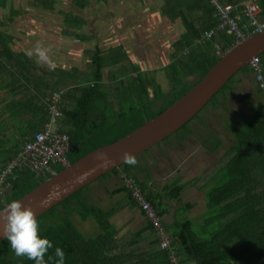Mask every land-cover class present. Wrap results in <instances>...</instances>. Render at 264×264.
<instances>
[{"label":"trees","instance_id":"obj_1","mask_svg":"<svg viewBox=\"0 0 264 264\" xmlns=\"http://www.w3.org/2000/svg\"><path fill=\"white\" fill-rule=\"evenodd\" d=\"M9 1L0 0V7H6ZM161 1V13L172 23L181 19L185 27L173 42L171 61L165 66L169 92L149 72L132 63L124 46L118 44L106 50L99 46L86 49L83 53L90 57L92 67L83 73V77L82 72L72 77V71L58 68V79L52 77V80L45 82L42 90H38V94H33L29 90L30 77L17 69L20 67L29 74L30 67L33 70L36 62H33L27 51L13 50L11 43L14 35L0 30V74L5 65L13 76L12 81L6 82L0 92V167L5 166L48 121V102L54 91H63L60 124L70 136L72 149L67 156L73 163L93 149L124 137L161 113L194 86L222 57L218 49L225 52L234 45V36L225 31H219L209 39L204 37V32L216 27L219 22L210 0ZM258 1L264 8V0ZM29 2L40 9H54L56 0ZM73 4L79 11L88 6L86 0H73ZM74 12H64L66 26L62 30L63 34L80 40L90 39L89 34L82 33L83 27L89 23L88 19ZM11 13L17 14L18 10L12 9ZM240 24L252 30V27H247V19L243 16ZM259 56L264 66V52ZM111 66H119L123 70H120L122 77L118 79L110 70L111 78L105 81L104 69ZM127 68L133 74L125 75ZM240 72L248 73L252 69L248 65ZM238 73L203 109L210 104H217L219 95L232 88ZM190 77L195 78L189 80ZM257 92H260V88ZM250 104L251 116L240 115V124L229 125L234 144L223 152L221 158L190 180L183 181L178 177L166 183L161 190H155L147 180L140 178L137 167L128 162L102 176L121 171L134 178L160 216L170 246L174 248L173 255L180 264H264V100ZM203 109L164 141L174 135L181 141L187 139L188 133L192 132L189 128L191 121L199 118ZM183 130L187 134L181 135ZM215 139L214 150L223 144L218 138ZM55 168L58 172L64 167ZM51 175L36 176L29 170L19 172L16 178L9 179L5 196H0V209ZM201 180L207 208L200 222L188 216L177 217L173 223L165 222L163 215L168 211L165 200H181L184 191ZM89 186L78 190L37 218L40 234L52 240L54 246L64 249L65 264H174L171 252L161 247L160 231L145 215L125 182L114 189L115 194L124 192L123 198L110 207L86 200L83 194ZM194 205L193 202L183 203L180 214L186 215ZM127 206L139 209L144 220L137 227L121 234L112 217ZM75 213L83 220L93 219L99 232L94 236H86L72 220ZM49 254L54 257V248L49 250ZM54 259L47 264H54ZM0 264H34V261L17 256L5 239L0 243Z\"/></svg>","mask_w":264,"mask_h":264},{"label":"rangeland","instance_id":"obj_2","mask_svg":"<svg viewBox=\"0 0 264 264\" xmlns=\"http://www.w3.org/2000/svg\"><path fill=\"white\" fill-rule=\"evenodd\" d=\"M29 1L10 0L6 7H0V30H6L14 35L13 43L17 46L16 49H27L29 54H34L36 50L43 52L47 51V48H52L53 54L55 53L54 55L59 58L57 65L61 67L62 59L60 52L64 50L69 53L73 52L72 54L76 53L75 56L77 57L86 48L91 49L99 46L103 50H106L114 44L126 42V45H131V49L133 48L134 50L131 54L134 56L132 57L134 64L139 65L145 72H149L162 85L166 92H169V82L165 66L171 61V52L173 51L172 41L185 30L181 19H177L171 23L170 29L168 26L167 31L164 32L162 31L164 24L161 18L163 14L159 12V5L146 7L140 0H127L125 5L124 1L126 0H124L123 5L120 4L118 6L115 5L116 0H108V2H103V0H86L88 6L81 11L76 10L77 8L73 4V0H56L54 9H40L36 5H30ZM12 9L18 10V13L12 14ZM70 10H74V13L77 15H84L88 19L89 24L87 28L83 27L82 33L92 34L91 41L81 39L79 40L80 42H77L78 40H75L77 43L74 44L73 49L67 46V42L62 41L66 39L69 41L70 36L64 35L62 30L66 26L64 12H69ZM10 18H12L11 21ZM151 26L154 30L151 29ZM147 29L151 30L149 32L153 34V37L147 34ZM75 64H82L79 67L83 69V66L85 68L92 63L89 57V60H80L77 63L75 62ZM111 69L114 74L117 73L116 76L118 74V77L122 76L120 71L122 69L119 66L105 68V81L109 80L108 77ZM127 74L133 73L125 71V75ZM194 78L190 77L189 80H193ZM247 79L248 83L246 80V85L233 84L232 91L227 90L225 94L219 95L217 104L208 105L200 113L199 118L191 121L189 128L192 132L188 133V138L184 139V143L180 141L177 135H174L170 140L164 141L162 144L154 146L148 152L132 158L131 160L135 161L134 164L142 165L140 167L145 166L147 171L149 170L153 175L151 181V178L148 180L147 171L138 170L137 173L140 178L147 180L146 182L149 185L153 184V188L160 189L165 183L173 181L177 176L180 178H186V176L192 177L199 173L203 166L216 162V160L221 158L223 152L230 145L234 144V135L229 125L240 124V115L248 114L251 116L252 114L249 102L251 96L247 93L248 89L250 88L254 92L253 97L256 98L255 102L264 96L257 93V82L252 80L251 77ZM249 80H252L254 83ZM246 94L247 96L245 97ZM256 94L259 96L257 97ZM185 132L183 130L180 134H187ZM215 138L223 142L222 146L216 150H214L217 141ZM170 143H173L175 147L178 145V147L169 153L170 157L163 156L161 151ZM181 146L189 150L188 153L191 156L187 160H181L185 158V154L180 151ZM155 155H158L159 160L166 161V170L156 169L158 167L154 166ZM122 175L124 178V172ZM104 178L102 179L101 177V180L97 179L90 183V186L84 191L83 196L88 201H92L103 207H110L122 197L118 198L113 190L118 183L113 180L107 181ZM119 195H123V193ZM200 202L193 211L195 217L189 214L197 223L203 215L201 212H204L207 208L202 200ZM141 216L143 217L142 214ZM131 217L136 218L135 215ZM72 220L86 236H94L99 232L97 225L91 218L83 220L75 213L72 215ZM122 220L124 222L123 217L121 219L118 216L115 217V221L118 223L122 222Z\"/></svg>","mask_w":264,"mask_h":264},{"label":"water","instance_id":"obj_3","mask_svg":"<svg viewBox=\"0 0 264 264\" xmlns=\"http://www.w3.org/2000/svg\"><path fill=\"white\" fill-rule=\"evenodd\" d=\"M264 52V28L224 52L183 96L124 137L99 146L43 180L17 200L30 206L36 218L104 174L127 163L177 132L193 119L252 57ZM7 204L0 209L3 212ZM0 236V243L5 240Z\"/></svg>","mask_w":264,"mask_h":264},{"label":"built area","instance_id":"obj_4","mask_svg":"<svg viewBox=\"0 0 264 264\" xmlns=\"http://www.w3.org/2000/svg\"><path fill=\"white\" fill-rule=\"evenodd\" d=\"M216 9L219 18L218 25L204 32V37L212 38L217 32L225 31L234 36V45L264 28L260 21L263 7L257 0H241L239 2H226L222 0H210ZM241 12V13H240ZM243 16L248 21V27L240 24ZM219 54L224 52L218 49ZM249 66L255 75L258 87L264 95V66L259 55L252 57ZM63 91H54L49 98V119L41 130L37 131L31 140L25 142L17 154L7 164L0 167V196H5L10 178H16L19 172L32 171L36 176H48L57 172L55 166H67L70 164L67 153L72 149L70 136L62 130L60 118L63 115L61 109ZM124 182L131 189L132 195L139 202L145 215L154 223L161 233V247L166 248L172 254L174 264H180L171 247L160 216L152 204L146 199L145 193L135 182L132 176L124 172Z\"/></svg>","mask_w":264,"mask_h":264},{"label":"crops","instance_id":"obj_5","mask_svg":"<svg viewBox=\"0 0 264 264\" xmlns=\"http://www.w3.org/2000/svg\"><path fill=\"white\" fill-rule=\"evenodd\" d=\"M123 1L124 0H116V2H115V5L116 6H118V5H120V4H122L123 5ZM141 1V3L143 2L145 5H146V7H149V6H157V5H159L158 7H160V4L162 3V1L161 0H140ZM258 1V0H257ZM107 2H108V0H107ZM125 3H124V5L127 3V0L126 1H124ZM159 12H160V14H162L161 13V11H160V8H159ZM149 13V12H148ZM241 13V12H240ZM242 16H243V14H242ZM153 17V16H152ZM244 17V16H243ZM161 18H162V20H163V24H164V27H163V29H162V31H167L166 29L168 28V26H169V29H170V26H171V23L172 22H170L164 15L163 16H161ZM153 19H154V17H153ZM167 19V20H166ZM166 20V21H165ZM167 21H169L168 23H166ZM260 21L262 22V23H264V8H263V11H262V14H261V16H260ZM89 24V23H88ZM88 24H86L85 25V28H87V25ZM249 25H248V21H247V27H248ZM246 27V26H245ZM151 29H153L154 30V28L151 26ZM149 31H151V30H148L147 29V34L150 36V37H153V34L151 33V32H149ZM184 31V30H183ZM182 31V32H183ZM163 32V33H164ZM181 32V33H182ZM87 34H89L90 36H92V34L91 33H87ZM166 35H168V34H166ZM180 35V34H179ZM178 35V36H179ZM171 37H174V36H171ZM15 38V37H14ZM68 38V37H67ZM75 40H78L77 42H80L79 40L80 39H76L75 37H73V36H70L69 37V41H68V39H66V40H62L63 42L65 41V42H67V46H70V48L71 49H73V47H74V44L75 43H77ZM85 40H88V41H91V39H85ZM84 40V41H85ZM175 41V39L172 41V42H174ZM14 42V41H13ZM11 43V46H12V48H13V50H15V51H21V50H24V51H27L28 52V50L27 49H16V47L17 46H15L14 45V43ZM121 45H123L124 46V49L129 53V55H130V58H131V60L133 59L132 57H134L133 55H131L132 54V51L134 52V50H133V48L131 49V45H126V42H124V43H120ZM114 45H118V43L117 44H114ZM113 45V46H114ZM32 48V47H31ZM87 49V48H86ZM86 49H84L83 51H82V53H80V54H78L77 55V57L75 56L76 55V53H74V54H72V53H69V52H67L66 50H64V51H62V52H60V56H61V59L64 61H62L61 60V67L59 66V65H57L58 64V61H59V58H58V56H56V55H54L53 54V49L52 48H47V51H43V52H40L39 50H36V51H34V52H36V53H34V54H30V57L33 59V62L35 61L36 63H37V66H36V63H35V68L32 70V68L30 67V72H29V74H28V71H26V70H23V69H21L20 67H18V66H15V67H18L19 69H17L18 71L19 70H21V71H23V72H26V75H27V77H30V79H31V83H30V89L29 90H31V92H33V94H38V90H42L43 89V87H45V86H43V85H45V82H47L49 79H51L52 80V77H54V80H57L58 79V73H57V71H56V69H58V68H62V69H64V70H66L67 72H71L72 71V77H74V75H76V74H80L81 72H82V77H83V73L86 71V72H88V70H90L91 69V65H87L85 68H84V66L82 67L83 69H81L79 66H81L82 64H79V65H76L75 64V62L77 63V62H79L80 60H89V57L87 56V55H85V54H83V52L84 51H86ZM89 49V48H88ZM137 49V48H136ZM154 51V50H153ZM152 51V52H153ZM28 54H29V52H28ZM58 55V54H57ZM75 57V58H74ZM3 61L5 62V59L3 58ZM9 63V61L8 60H6V64H8ZM30 66H31V63L28 61L27 62ZM39 63V64H38ZM64 63V64H63ZM132 63H134L133 62V60H132ZM8 66H11L10 64L8 65ZM112 67V66H111ZM111 67H107V68H111ZM3 68H4V70H3V72L0 74V92L3 90V85L6 83V82H9V81H12V78H13V76L10 74V72H8L7 70L9 69L8 67H6L5 65L3 66ZM75 68H77L78 70H75ZM53 70H55V73H53ZM107 70H109V69H107ZM112 70V69H111ZM123 71V70H122ZM126 71H130V72H132L131 71V69L130 68H127L126 69ZM37 74H41V75H37ZM111 74V73H110ZM110 74H109V79L111 78L110 77ZM117 73H115V75H116ZM44 75V76H43ZM53 75H55V76H53ZM119 75V74H118ZM118 75H117V77H118ZM238 76H236V78H235V80H234V83L233 84H243V85H246L247 83H248V79L247 78H249V77H251V79L252 80H254V81H256L255 80V75H254V73L253 72H248V73H244V72H240V73H238L237 74ZM122 76L120 75L119 77H118V79L119 78H121ZM106 79V76H105V73H104V80ZM246 80H247V83H246ZM250 81V82H253V81ZM108 81V80H107ZM254 83V82H253ZM233 84H232V88L229 90V91H232V89H233ZM257 86H258V83H257ZM257 88H259V87H257ZM247 93H249L250 94V96H251V98H249V102H255V100H256V98L255 97H253L254 96V92H252L251 91V89L249 88L248 89V91H247ZM257 93H259V94H261L262 95V91L260 90V92H257ZM247 96V94L245 95V97ZM256 96L258 97L259 95L258 94H256ZM244 96H243V98H245ZM264 98V96H262L260 99H262V101L264 100L263 99ZM259 99V100H260ZM258 100V101H259ZM258 101H256L255 103H258ZM2 103V102H1ZM182 142L184 143L185 141L184 140H182ZM162 144V143H161ZM166 147V146H165ZM181 148H182V150H180L181 151V153H183V154H185V158L184 159H181L182 161L183 160H187L188 158H190V153H188V149L186 150V148L185 147H182L181 146ZM144 153V152H143ZM142 154V153H141ZM181 161V162H182ZM217 161V160H216ZM182 163H184V162H182ZM213 163V162H212ZM134 164V163H133ZM165 164H166V161L165 160H159L158 158H157V155H155V164H154V166L155 167H158V168H156L157 170L159 169V170H166V166H165ZM211 163H209V164H207L206 166H203V168H202V170L199 172V173H197V174H195V175H193L192 177L191 176H186V178H183L182 177V180L183 181H186V180H190V179H192V178H194L195 176H198L206 167H208L209 165H210ZM136 167H137V169H136V171L138 172V170H143V171H147L146 169V167L144 166V167H140V166H142V165H137V164H134ZM142 168V169H141ZM123 172L121 173V171H119V172H115V173H111V174H109L108 176H106L104 179L105 180H107V181H114V182H117L118 183V185L114 188V189H116V188H118V186H120L121 184H122V182H123ZM139 175V174H138ZM147 175H150V177L149 178H151V181H152V178H153V175H152V173L151 172H149V170L147 171ZM179 176H177L175 179H177ZM102 178V179H103ZM101 180V179H100ZM202 183H203V181L201 180V181H199L196 185H193V186H191V187H189L186 191H184V193L182 194L183 195V197L181 196V200H176V201H171V200H165V203H164V205L165 206H167L168 207V211L167 212H165V214L163 215V219H164V221L165 222H167V223H173L174 222V220L177 218V217H179V218H181V217H184V216H188V217H190L189 216V214L190 215H192L193 217H195L194 215H193V211L197 208V205H199V203H201L200 201L202 200L203 202H204V204L206 205V195H205V191H204V189L202 188ZM149 184V183H148ZM166 184V183H165ZM164 184V185H165ZM164 185L162 186V187H164ZM151 188H153L154 186H153V184L152 185H149ZM113 189V190H114ZM153 189H155V190H161L162 188H160V189H156V188H153ZM123 193V195H119V194H122ZM117 194V196H118V198H123V196H124V192H121V193H116ZM115 194V195H116ZM198 197V198H197ZM121 198V199H122ZM121 199H119V200H121ZM196 200H198V201H196ZM118 201V200H117ZM185 202H193L195 205H194V207L192 208V209H190L189 211H188V213L186 214V215H182V214H180V209H181V206L183 205V203H185ZM206 211V210H205ZM204 211V212H205ZM133 212V213H132ZM204 212H201V214H204ZM141 214H142V212L139 210V209H136V208H129L128 206L127 207H125V208H123L121 211H119L117 214H115L113 217H112V221L117 225V227L120 229V233L122 234V233H124V232H126L128 229H132V228H135V227H137L138 225H140L141 223H142V221L144 220V215H143V217L141 216ZM132 215H135L136 216V218H132L131 216ZM116 216H118L119 217V219H121V217H123V219H124V222H123V220H122V222H117V221H115V217ZM141 216V218L139 219V217ZM190 218H192V217H190ZM139 219V220H138ZM193 219V218H192ZM200 220V219H199ZM198 220V221H199ZM137 222H139L136 226H135V224L137 223ZM120 223H122V224H120ZM135 226V227H134Z\"/></svg>","mask_w":264,"mask_h":264},{"label":"clouds","instance_id":"obj_6","mask_svg":"<svg viewBox=\"0 0 264 264\" xmlns=\"http://www.w3.org/2000/svg\"><path fill=\"white\" fill-rule=\"evenodd\" d=\"M128 163L134 160L127 159ZM34 210L21 200L9 201L6 209L0 212V236L6 238L17 256H25L34 264H65V251L54 246L52 240L40 234ZM54 248V257L49 250ZM47 256V260H46Z\"/></svg>","mask_w":264,"mask_h":264},{"label":"flooded vegetation","instance_id":"obj_7","mask_svg":"<svg viewBox=\"0 0 264 264\" xmlns=\"http://www.w3.org/2000/svg\"><path fill=\"white\" fill-rule=\"evenodd\" d=\"M181 141V140H180ZM156 146V145H155ZM178 145L175 147V145L173 143H170L169 145H167L162 151V155L163 156H166V157H170V152L171 151H174L175 148H177ZM197 148V147H196ZM180 150H182V148H180ZM197 150V149H196ZM157 158H158V155H157ZM173 158V157H172ZM174 162V161H173Z\"/></svg>","mask_w":264,"mask_h":264},{"label":"bare ground","instance_id":"obj_8","mask_svg":"<svg viewBox=\"0 0 264 264\" xmlns=\"http://www.w3.org/2000/svg\"><path fill=\"white\" fill-rule=\"evenodd\" d=\"M122 85V84H121Z\"/></svg>","mask_w":264,"mask_h":264}]
</instances>
